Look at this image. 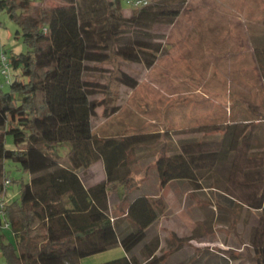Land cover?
<instances>
[{
    "label": "trees",
    "instance_id": "16d2710c",
    "mask_svg": "<svg viewBox=\"0 0 264 264\" xmlns=\"http://www.w3.org/2000/svg\"><path fill=\"white\" fill-rule=\"evenodd\" d=\"M60 1L41 7L33 6L32 0H0V11L19 25L27 45L25 52L6 53L10 80L0 77V184L7 178L6 160L31 172L29 180L20 183L19 198L11 202L5 198L0 226L8 223L14 243L1 242L0 252L6 264H78L80 258L119 243L125 254L98 264H159L163 256L154 258L147 239L162 200L135 194L128 200L120 226L109 214L108 196L109 186L117 185L118 197H123L134 149L158 133L94 134L91 118L96 108L102 107L105 119L120 105L110 100V83L93 80L87 73L99 69L97 64L112 55L150 68L164 47L160 41L164 34L152 31L153 25L173 24L185 0H149L141 7H134L131 0L128 17L123 15L122 0ZM110 82L129 88L138 85L120 67ZM100 92L103 98L94 97ZM256 123L232 119L208 130L218 132L208 146L197 141L195 148L188 142L179 154L160 156L155 162L160 184L175 179L197 181L204 172L229 162L231 182L247 190L255 186L258 191L241 194L242 201L224 188L222 197L229 205L244 204L264 214V153L249 152ZM7 136L11 148L6 146ZM65 144L68 165L61 164L57 152ZM31 154H37L41 164H32ZM98 160L105 178L85 187L78 172ZM251 242L255 264H264V227L254 231ZM138 247L142 257L133 254ZM203 250L204 257L197 256L189 264H230L226 252Z\"/></svg>",
    "mask_w": 264,
    "mask_h": 264
},
{
    "label": "rangeland",
    "instance_id": "374dc122",
    "mask_svg": "<svg viewBox=\"0 0 264 264\" xmlns=\"http://www.w3.org/2000/svg\"><path fill=\"white\" fill-rule=\"evenodd\" d=\"M130 1L122 0L126 17L132 10ZM32 4L52 7L62 2L32 0ZM152 31L164 34L160 40L164 47L150 68L112 55L97 64L99 69L87 73L93 80L110 83V100L120 105L119 111L105 119L102 107L96 108L91 118L94 134L114 137L158 133L134 149L131 177L123 197L117 196V185L109 186V214L119 224L129 198L143 191L163 202L147 239L154 258L163 256L159 264H189L197 256L204 257L206 248L213 253L226 252L230 264H255L252 234L256 229L263 230L264 214L244 204L229 205L222 197L226 188L243 201L241 194L257 192L255 186L247 190L234 185L227 177L229 162L204 172L197 181L175 179L161 185L155 162L162 155L179 154L188 142L195 148L197 141L208 146L207 141L218 137V132L208 130L232 119L257 122L249 152L255 156L264 153V118L255 119L264 117V0H185L173 24H155ZM2 50L7 54L27 50L21 28L5 11H0ZM119 67L138 80L135 88L110 82ZM103 96L100 92L94 97ZM6 140V146L13 147L11 137ZM67 149L66 144L57 147L64 165L68 163ZM30 158L32 164L42 162L37 154ZM4 168L11 180L5 198L15 201L20 183L28 181L31 172L23 171L12 160H6ZM78 173L86 185L95 184L104 179L103 163L97 161ZM1 242L14 243L10 229H0ZM142 251L139 247L133 254L142 257ZM124 254L115 243L77 263L98 264ZM0 264H6L1 252Z\"/></svg>",
    "mask_w": 264,
    "mask_h": 264
},
{
    "label": "built area",
    "instance_id": "2783aa9c",
    "mask_svg": "<svg viewBox=\"0 0 264 264\" xmlns=\"http://www.w3.org/2000/svg\"><path fill=\"white\" fill-rule=\"evenodd\" d=\"M149 0H133L132 4L134 7H141L146 4H148ZM11 76V69L8 63V57L7 54L2 50L0 51V77L4 79L5 82H9ZM11 183V180L8 178H5L3 182L0 184V219H3L5 216V192L7 190V187ZM2 221V220H1ZM9 227L8 223L6 221H3L1 223L0 229L5 228L7 229Z\"/></svg>",
    "mask_w": 264,
    "mask_h": 264
},
{
    "label": "crops",
    "instance_id": "0c3cea01",
    "mask_svg": "<svg viewBox=\"0 0 264 264\" xmlns=\"http://www.w3.org/2000/svg\"><path fill=\"white\" fill-rule=\"evenodd\" d=\"M99 161H101V160H98V162H99ZM96 162H97V161H96ZM94 163H95V162H94ZM65 164L68 165V163H65ZM63 165H64V164H63ZM79 177H80V176H79ZM104 178H105V173H104ZM80 179H81V181L83 182V180H82L81 177H80ZM97 183H98V182H97ZM83 184H84L85 187H89V186L94 185V184H92V185H86L84 182H83ZM95 184H96V183H95ZM116 188H117V196H118V195L120 194V190H121V189H120L119 187H116ZM135 194L138 195V194H146V193L143 192V191H139V192H137V193H135ZM135 194H134V195H135ZM134 195H132V196H134ZM132 196H131V197H132ZM131 197H130V198H131ZM130 198H129V199H130ZM116 217H117V216H116ZM116 217H115V218H116ZM119 224H120V226H122L124 223L120 221ZM2 236H3V235H2ZM226 245H227V244H226ZM228 245H229V244H228ZM230 245H231V244H230ZM138 248H139V247H138ZM138 248H136V249H138ZM136 249H135V250H136ZM135 250L133 251V253L135 252Z\"/></svg>",
    "mask_w": 264,
    "mask_h": 264
}]
</instances>
